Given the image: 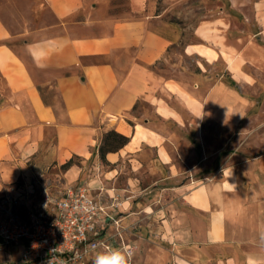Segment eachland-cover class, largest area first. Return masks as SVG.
Returning <instances> with one entry per match:
<instances>
[{
	"label": "crops",
	"instance_id": "crops-1",
	"mask_svg": "<svg viewBox=\"0 0 264 264\" xmlns=\"http://www.w3.org/2000/svg\"><path fill=\"white\" fill-rule=\"evenodd\" d=\"M43 1L54 21L19 29L0 6V193L90 160L61 168L62 184L107 193L133 247L127 264H264V97L253 101L264 90V0L204 13L182 48L194 70L168 77L154 66L180 42L178 21L115 17L104 0ZM220 60L227 77L212 80ZM108 130L129 140L103 161ZM19 251L2 248L0 264Z\"/></svg>",
	"mask_w": 264,
	"mask_h": 264
},
{
	"label": "built area",
	"instance_id": "built-area-1",
	"mask_svg": "<svg viewBox=\"0 0 264 264\" xmlns=\"http://www.w3.org/2000/svg\"><path fill=\"white\" fill-rule=\"evenodd\" d=\"M0 194V250L20 246L16 264H90L92 253L110 250L102 236L110 222L120 219L109 212L100 196L89 194L85 186L69 184L57 192L43 189L38 199H29L19 209L20 193ZM127 255L132 247L124 245Z\"/></svg>",
	"mask_w": 264,
	"mask_h": 264
},
{
	"label": "rangeland",
	"instance_id": "rangeland-1",
	"mask_svg": "<svg viewBox=\"0 0 264 264\" xmlns=\"http://www.w3.org/2000/svg\"><path fill=\"white\" fill-rule=\"evenodd\" d=\"M107 4V13L115 17H138L141 15H161L165 19L176 20L183 26L182 37L177 45H174L168 57L160 62L156 63L154 68L158 74L162 76L176 75L178 72L190 73L194 70L195 64L192 57L184 55L182 48L186 42L193 41L195 39L192 33V27L198 22L199 19L203 17V14L210 11H216L220 6H223L225 0H104ZM92 3V2H91ZM0 6H8L9 11L3 13V18L5 22L12 28L19 29L21 27V22L23 21H34L36 24L41 16H45L48 22L54 21L49 10L45 8L43 0H0ZM16 9L17 11H15ZM15 11V12H14ZM18 12V13H17ZM175 54V55H173ZM248 69L247 66H245ZM209 71L212 80L218 75H223L226 79V72L224 71V64L220 61H216L209 67ZM260 82L258 86H263L264 80L262 79V74H258ZM240 91L246 94L249 92L251 87L249 85H240ZM264 97V90L254 98L256 104H260ZM141 109L149 108L146 103H139ZM264 117V112L263 115ZM74 161L82 166L89 167L91 161H83L80 158H74ZM61 168L58 169L54 167H48L41 174L31 176L26 181H17L9 186L8 189L1 191L0 194L9 193L10 188L13 189L11 192L20 193V202L18 208L24 209L25 204H30L27 202L29 199H38L43 191V189H49L52 192H57L59 189L64 188L65 185L62 184V174ZM80 184V183H78ZM29 185H32L29 186ZM83 185V184H81ZM85 186V185H84ZM96 196L106 203L110 204L109 198L105 191H94ZM0 198V207H6L7 203H3ZM1 214V208H0ZM107 227L103 230L102 236L105 237L110 245V250H106L103 253L109 257L110 252L116 249L125 253L124 245L126 244V231L122 222L119 221L118 224L110 222ZM112 227V228H111ZM132 247V246H130ZM133 249V247H132ZM7 261L2 264H14ZM92 264H97V260L92 262Z\"/></svg>",
	"mask_w": 264,
	"mask_h": 264
},
{
	"label": "trees",
	"instance_id": "trees-1",
	"mask_svg": "<svg viewBox=\"0 0 264 264\" xmlns=\"http://www.w3.org/2000/svg\"><path fill=\"white\" fill-rule=\"evenodd\" d=\"M228 83L230 86H235V82L232 79H228ZM129 140V137L121 134L115 130H108L103 133L101 137L100 144L98 146V152L100 153V158L104 161L105 154L110 151H116L121 148L124 144H126ZM75 158V157H74ZM74 158H69L65 163L61 165L62 169H67L72 164L76 163Z\"/></svg>",
	"mask_w": 264,
	"mask_h": 264
},
{
	"label": "clouds",
	"instance_id": "clouds-1",
	"mask_svg": "<svg viewBox=\"0 0 264 264\" xmlns=\"http://www.w3.org/2000/svg\"><path fill=\"white\" fill-rule=\"evenodd\" d=\"M97 264H127V261L117 252L111 257L99 258ZM250 264H252V262H250Z\"/></svg>",
	"mask_w": 264,
	"mask_h": 264
}]
</instances>
